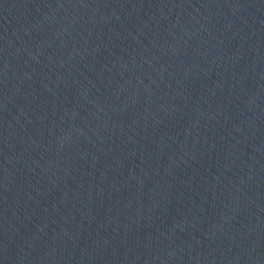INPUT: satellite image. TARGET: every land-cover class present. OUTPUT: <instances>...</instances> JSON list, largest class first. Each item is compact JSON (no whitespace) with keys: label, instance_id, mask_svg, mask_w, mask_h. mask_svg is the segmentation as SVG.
Returning <instances> with one entry per match:
<instances>
[{"label":"water","instance_id":"water-1","mask_svg":"<svg viewBox=\"0 0 264 264\" xmlns=\"http://www.w3.org/2000/svg\"><path fill=\"white\" fill-rule=\"evenodd\" d=\"M0 264H264V0H0Z\"/></svg>","mask_w":264,"mask_h":264}]
</instances>
